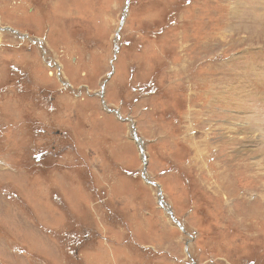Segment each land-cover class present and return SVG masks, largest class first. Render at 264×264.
<instances>
[{"label": "rangeland", "instance_id": "374dc122", "mask_svg": "<svg viewBox=\"0 0 264 264\" xmlns=\"http://www.w3.org/2000/svg\"><path fill=\"white\" fill-rule=\"evenodd\" d=\"M0 264H264V0H0Z\"/></svg>", "mask_w": 264, "mask_h": 264}, {"label": "water", "instance_id": "95a60500", "mask_svg": "<svg viewBox=\"0 0 264 264\" xmlns=\"http://www.w3.org/2000/svg\"><path fill=\"white\" fill-rule=\"evenodd\" d=\"M13 32H15V31H13ZM104 109H105L107 112L115 113V114L118 115V112H117L116 110H110V109H108L106 106H104ZM131 133H132V139L137 143V145H138V147H139V149H140V153H141V156H142V159H143V163H145V156H144V154H143V148H142L141 140H140L139 138H137L134 129H132V132H131ZM144 174H145V173H142V178H143V180H144L146 183H148L149 185H153V184H154L153 182H150V181H148V180L145 179ZM156 187L159 188L157 184H156ZM158 193H159V197H158V204H159V206H160L163 210H166V212H167L168 214H170V216H172V218H173V213L171 212V210L168 208V206H167V205L163 202V200H162L161 192L159 191ZM166 207H167V208H166ZM176 223H177V221H176Z\"/></svg>", "mask_w": 264, "mask_h": 264}, {"label": "flooded vegetation", "instance_id": "af4514ba", "mask_svg": "<svg viewBox=\"0 0 264 264\" xmlns=\"http://www.w3.org/2000/svg\"><path fill=\"white\" fill-rule=\"evenodd\" d=\"M12 33H14V34H15L16 32H12ZM64 85H67V84H66V83H64Z\"/></svg>", "mask_w": 264, "mask_h": 264}, {"label": "bare ground", "instance_id": "6f19581e", "mask_svg": "<svg viewBox=\"0 0 264 264\" xmlns=\"http://www.w3.org/2000/svg\"><path fill=\"white\" fill-rule=\"evenodd\" d=\"M136 144H137V143H136ZM144 182H145V181H144ZM158 189H159V188H158ZM159 190H160V189H159ZM159 190H158V191H159Z\"/></svg>", "mask_w": 264, "mask_h": 264}]
</instances>
